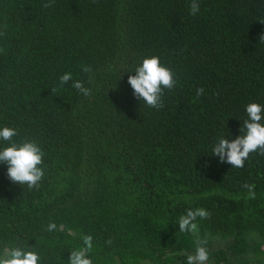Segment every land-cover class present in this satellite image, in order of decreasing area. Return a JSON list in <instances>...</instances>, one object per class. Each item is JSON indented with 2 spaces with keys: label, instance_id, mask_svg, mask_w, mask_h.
Returning <instances> with one entry per match:
<instances>
[{
  "label": "trees",
  "instance_id": "obj_1",
  "mask_svg": "<svg viewBox=\"0 0 264 264\" xmlns=\"http://www.w3.org/2000/svg\"><path fill=\"white\" fill-rule=\"evenodd\" d=\"M0 264H264V0H0Z\"/></svg>",
  "mask_w": 264,
  "mask_h": 264
},
{
  "label": "rangeland",
  "instance_id": "obj_2",
  "mask_svg": "<svg viewBox=\"0 0 264 264\" xmlns=\"http://www.w3.org/2000/svg\"><path fill=\"white\" fill-rule=\"evenodd\" d=\"M4 231L2 230V231H0V233H3Z\"/></svg>",
  "mask_w": 264,
  "mask_h": 264
}]
</instances>
